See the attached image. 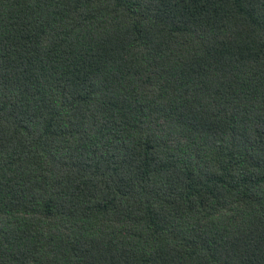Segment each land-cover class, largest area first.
<instances>
[{
	"label": "trees",
	"instance_id": "trees-1",
	"mask_svg": "<svg viewBox=\"0 0 264 264\" xmlns=\"http://www.w3.org/2000/svg\"><path fill=\"white\" fill-rule=\"evenodd\" d=\"M0 264H264V0H0Z\"/></svg>",
	"mask_w": 264,
	"mask_h": 264
}]
</instances>
